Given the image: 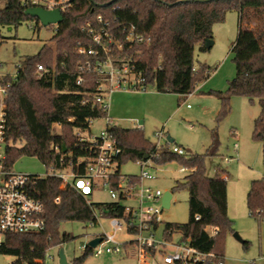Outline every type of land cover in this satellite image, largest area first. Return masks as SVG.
Instances as JSON below:
<instances>
[{"label":"trees","instance_id":"1","mask_svg":"<svg viewBox=\"0 0 264 264\" xmlns=\"http://www.w3.org/2000/svg\"><path fill=\"white\" fill-rule=\"evenodd\" d=\"M233 8L241 11L242 22L232 49L236 75L229 81L227 90L210 91L219 97L221 109L216 116L217 126L211 131V144L204 153H187L186 156L174 153L169 148L171 143L158 146L146 137L141 127L124 128L116 124L108 127L122 147L118 174L123 162L145 159L146 155L157 165L177 161L190 169L184 181L175 186L190 193L189 220L169 223V227L182 230L194 246L224 256L223 238L226 232L233 230L234 223L228 212V181L220 175V165L215 175H208L206 160L219 154L218 127L231 112L234 95L247 96L251 101L258 99L262 110L255 119L254 137L263 142L264 153V30L256 33L243 26L249 11H256L264 19V0H74L64 11V20L53 36L54 46L45 44L37 54L26 56L15 78L10 74L2 77V82L9 84L5 97L7 166L14 169L18 158L34 156L48 167L61 168L90 154L79 134L90 130L93 118L107 117L108 110L95 101L97 75L93 66L99 57L78 51L80 43H91L82 31L88 20L101 13L113 24H136L147 41L133 43L129 52L144 86L176 93L181 100L212 74L210 66L202 65L199 69L194 66L195 48L200 45L202 50L208 49L206 44L208 39H213L214 25L224 21L227 11ZM25 10L22 0H0V26H19L32 18L25 15ZM88 62L91 69L82 74L83 80L78 83L81 68ZM38 65L43 69L39 70ZM54 124L61 127L59 135L53 132ZM55 144L59 151L54 150ZM75 170L83 173L84 166ZM60 183V179L52 175L39 180L33 190V195L47 206L45 231L8 234L0 244V253L21 256L29 264H43L38 260L45 256L47 249L75 238L70 233L60 232L63 222L91 221L93 208H100L108 216L123 209L121 203L115 202L89 205L77 190H63ZM58 196L59 202L55 201ZM247 203L250 216L262 222L264 177L252 181ZM198 215L200 218L196 219ZM209 226L218 232H209ZM84 250L85 253L71 260V264H85L93 251L91 246Z\"/></svg>","mask_w":264,"mask_h":264},{"label":"rangeland","instance_id":"2","mask_svg":"<svg viewBox=\"0 0 264 264\" xmlns=\"http://www.w3.org/2000/svg\"><path fill=\"white\" fill-rule=\"evenodd\" d=\"M243 26L259 33L264 30V19L261 14L252 10L247 12ZM241 11L237 8L227 11L225 20L216 23L213 28V44L207 50L197 45L194 52V66L212 67V74L198 84L192 94L182 97L172 92H160L156 89L146 91H116L108 97V116L114 118V124L124 128L135 127L137 120L145 121L144 133L153 142L159 141L156 133L162 132L161 142L167 144L168 137L174 139L170 145H179L190 154L204 153L211 144V131L217 126L216 116L221 109L220 99L213 91H225L229 81L236 75V64L233 60V46L237 40L241 24ZM35 26V29L31 27ZM59 25L38 24L35 18H29L19 26H0V75L14 74L26 56L37 54L47 44L54 46L53 36ZM190 105V106H189ZM257 98L253 101L247 96L234 95L231 100V112L218 127L221 145L217 156L206 160L207 173L215 175L220 165V175H226L228 181V200L231 202V212L236 215L233 220V230L226 232L223 238V251L227 264H264V220L258 222L249 214L247 196L254 179L264 177L263 142L254 137L255 119L261 112ZM107 127L105 117L93 118L90 130H82L84 136H98ZM237 133V136L233 134ZM53 132L61 133L59 124H54ZM238 143V148L235 144ZM7 144H4L6 149ZM6 152V150H5ZM236 156L230 162L227 157ZM190 157V156H189ZM184 165L177 161L161 165L158 169L146 167L158 178L148 182L156 188L171 190L173 197L171 205L163 211L167 223H186L189 220V194L186 189L175 188L177 182L184 181L190 172L181 171ZM15 171L27 174L44 175L48 166L34 156H22L13 166ZM122 174L140 175V163L127 160L120 167ZM94 203L110 202L109 191L97 189L90 197ZM112 229L108 221L103 225H91V221H66L60 226V232L72 234L75 238L63 243L61 247L71 262L75 257L85 253L83 245L102 232ZM238 233L244 241L236 238ZM117 237L128 238L124 232H118ZM61 247H53L45 264H59L58 254ZM16 260V256L0 253V264H8ZM85 264H137L131 254H102L96 256L90 253Z\"/></svg>","mask_w":264,"mask_h":264},{"label":"built area","instance_id":"3","mask_svg":"<svg viewBox=\"0 0 264 264\" xmlns=\"http://www.w3.org/2000/svg\"><path fill=\"white\" fill-rule=\"evenodd\" d=\"M22 3L25 9L36 7L46 10L59 9L64 16V11L74 4V0H22ZM35 19L38 24H42L38 18ZM55 24L60 26L62 23ZM31 27L35 29L34 25ZM82 31L91 43L88 45L80 43L78 51L81 54L99 57L93 66L97 75L96 102L103 104L108 110V97L113 92L148 90L143 84L141 73L131 63L129 50L132 44L147 41L145 33L139 31L136 24L127 22L113 24L100 13L94 19L88 20L83 25ZM38 68L42 70L43 66L38 65ZM81 69L78 83L83 80L82 74L91 69V63L88 62L87 66ZM10 75L15 78L17 72ZM3 76L0 75V244L8 234H36L45 231L47 206L33 195V190L39 180L53 175L60 179L61 189L77 190L89 205H92L90 197L97 189L109 191L110 202L123 205L122 211H117L116 215L112 216L106 215L100 208H93L94 218L91 220V225H103L105 220L112 229L110 232L105 231L93 237H101V241L92 247L96 256L131 254L137 264H227L225 256L194 246L182 230L173 229L164 221L165 207L162 199L167 190L149 184L148 182L156 180L159 176L146 170V167L158 169L161 165L155 164L151 158H139L136 162L142 167L140 175L134 177L122 174L121 170L118 174L122 147L118 142L119 139L108 130L109 126L115 125L113 118L108 115L107 127L100 135H91L88 138L83 133L79 134L80 140L87 143L90 154L78 158L75 163L71 161L68 166L61 168L51 165L44 175L27 174L9 168L6 164V149H4V144H7L5 97L9 84L2 82ZM69 120L73 121L74 118ZM136 127L143 128V125L138 123ZM156 137L159 140L157 145H162L163 133H156ZM169 148L179 155H187L186 150L179 145H169ZM235 148H238V143L235 144ZM54 150L59 151V146L55 144ZM235 159L236 156H230L226 161ZM63 160L61 158V162ZM82 165L83 173L75 170V167L79 168ZM181 171H188V168L183 166ZM55 201L59 202L60 196ZM199 218V215L196 216V219ZM207 230L213 234L218 232V229L210 226ZM121 231L128 238L117 237L118 232ZM87 246H90L89 243L83 245V248L86 249ZM51 248L47 249L45 256L39 259V262L45 264L47 257L54 258L49 253ZM248 262L255 264L253 261ZM8 264L29 263L21 256H16V260Z\"/></svg>","mask_w":264,"mask_h":264},{"label":"water","instance_id":"4","mask_svg":"<svg viewBox=\"0 0 264 264\" xmlns=\"http://www.w3.org/2000/svg\"><path fill=\"white\" fill-rule=\"evenodd\" d=\"M25 15L33 18H38L41 21V23L44 24L45 26L49 24L62 23L64 20V16L59 9L46 10L40 7L28 8L25 10ZM212 44H213V39H208L206 44L207 47L210 48ZM168 140L171 142H175L174 139L171 137H168ZM144 158L148 159V156L146 155ZM172 197H173V193L170 190L165 191L162 199L163 207L168 208L171 205ZM235 236L240 241H244L238 233H235ZM100 241H101V237L93 238L89 241V245L91 247H95ZM58 259H59V264H71V262L67 260V256L63 247L59 249Z\"/></svg>","mask_w":264,"mask_h":264},{"label":"crops","instance_id":"5","mask_svg":"<svg viewBox=\"0 0 264 264\" xmlns=\"http://www.w3.org/2000/svg\"><path fill=\"white\" fill-rule=\"evenodd\" d=\"M212 68V67H211ZM15 74V73H14ZM179 101H180V99H179ZM190 106V105H189ZM113 120H114V118H113ZM140 124L141 123V125H143V127H144V125L146 124L145 123V121L144 120H140V119H138L137 120V123H136V125L137 124ZM136 125H135V127H136ZM233 133H234V135H236L237 136V133L235 132V131H233ZM169 141V140H168ZM169 143H171V141H169ZM161 144H163L162 142H161ZM224 177H227L226 175H224ZM228 212H229V215H230V217L233 219L236 215H234V213H232L231 212V202L228 200Z\"/></svg>","mask_w":264,"mask_h":264}]
</instances>
